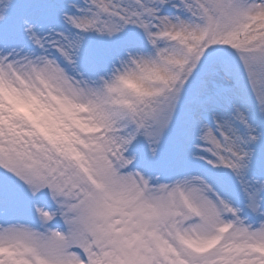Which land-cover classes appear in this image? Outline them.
<instances>
[{"label": "snow or ice", "instance_id": "obj_1", "mask_svg": "<svg viewBox=\"0 0 264 264\" xmlns=\"http://www.w3.org/2000/svg\"><path fill=\"white\" fill-rule=\"evenodd\" d=\"M0 264H264V0H0Z\"/></svg>", "mask_w": 264, "mask_h": 264}]
</instances>
